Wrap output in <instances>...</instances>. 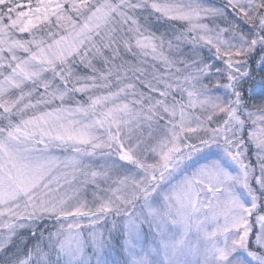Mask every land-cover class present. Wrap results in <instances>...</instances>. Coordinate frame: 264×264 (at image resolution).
<instances>
[{
  "label": "snow or ice",
  "instance_id": "snow-or-ice-1",
  "mask_svg": "<svg viewBox=\"0 0 264 264\" xmlns=\"http://www.w3.org/2000/svg\"><path fill=\"white\" fill-rule=\"evenodd\" d=\"M0 264H264V0H0Z\"/></svg>",
  "mask_w": 264,
  "mask_h": 264
},
{
  "label": "rangeland",
  "instance_id": "rangeland-1",
  "mask_svg": "<svg viewBox=\"0 0 264 264\" xmlns=\"http://www.w3.org/2000/svg\"><path fill=\"white\" fill-rule=\"evenodd\" d=\"M110 258L113 259V260H119V259H121L118 250H117V251H114V252L112 253V255H111Z\"/></svg>",
  "mask_w": 264,
  "mask_h": 264
},
{
  "label": "trees",
  "instance_id": "trees-1",
  "mask_svg": "<svg viewBox=\"0 0 264 264\" xmlns=\"http://www.w3.org/2000/svg\"><path fill=\"white\" fill-rule=\"evenodd\" d=\"M151 70V69H150ZM259 92H260V88L259 87H257L256 88V94L258 95L259 94Z\"/></svg>",
  "mask_w": 264,
  "mask_h": 264
}]
</instances>
